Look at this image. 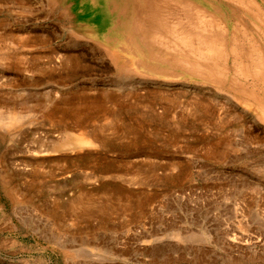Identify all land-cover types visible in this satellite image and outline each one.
<instances>
[{
	"label": "rangeland",
	"instance_id": "rangeland-1",
	"mask_svg": "<svg viewBox=\"0 0 264 264\" xmlns=\"http://www.w3.org/2000/svg\"><path fill=\"white\" fill-rule=\"evenodd\" d=\"M146 1L0 0V264H264V0Z\"/></svg>",
	"mask_w": 264,
	"mask_h": 264
},
{
	"label": "bare ground",
	"instance_id": "bare-ground-1",
	"mask_svg": "<svg viewBox=\"0 0 264 264\" xmlns=\"http://www.w3.org/2000/svg\"><path fill=\"white\" fill-rule=\"evenodd\" d=\"M194 5V7H193ZM200 3L196 0H147L141 11L137 14V23L139 27V31L141 33L145 32L144 29L145 26L148 27L150 30V34L154 35L156 34V26H157V20H165L166 18H172V10L175 9L177 11V16L179 17V12L181 9L190 8L194 12H199L198 6ZM181 7L180 10H177V8ZM160 8V11H156V9ZM197 7V8H196ZM196 8V9H195ZM174 11V12H175ZM184 13V12H183ZM197 14V13H196ZM172 21H175L171 19ZM177 22V21H175ZM164 24V23H163ZM165 26V24H164ZM175 27L173 24L168 28V34L169 36H172V30ZM152 29V30H151ZM170 30V31H169ZM174 35V34H173ZM59 225V224H58ZM59 227V226H58Z\"/></svg>",
	"mask_w": 264,
	"mask_h": 264
}]
</instances>
